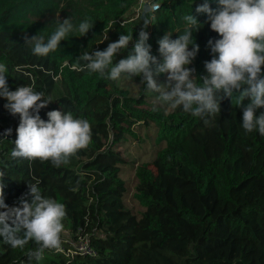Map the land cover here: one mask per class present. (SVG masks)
I'll use <instances>...</instances> for the list:
<instances>
[{"label": "trees", "instance_id": "trees-1", "mask_svg": "<svg viewBox=\"0 0 264 264\" xmlns=\"http://www.w3.org/2000/svg\"><path fill=\"white\" fill-rule=\"evenodd\" d=\"M153 1L157 9L142 18L135 12L137 0H0V63L7 67L9 90L31 85L45 93L44 99L54 100L39 110L41 119L61 110L87 119L92 129L89 146L59 167L12 158L19 115H11L0 97L5 203L20 206L27 183H36L44 197L66 207L59 249H46L40 261L29 260L26 253L38 247L35 242L20 249L0 238V264H264V135L242 128L237 96L223 97L220 113L211 116L173 110L163 101L146 109L140 106L147 94L140 77L105 79L80 59L132 33V43L115 55L116 63L131 51L142 28L149 34L151 53L158 55L157 41L164 34L172 39L182 34L187 26L183 16L191 14L201 25L193 32L199 51L188 67L202 84L204 61L214 55L207 41L220 38L207 14L195 11L204 0ZM208 3L218 7L217 0ZM65 18L73 32L47 56L34 55L25 38L37 35L46 41ZM86 18L93 26L80 36L78 26ZM124 77L140 84L137 95L124 87ZM154 79L167 81V74ZM262 111L258 108L256 115ZM134 121L149 129L154 140L151 160L133 167V197L142 208L138 213L124 201L128 159L122 142L135 136ZM9 128L11 134L4 137ZM81 232L88 233L90 251L75 250L70 243Z\"/></svg>", "mask_w": 264, "mask_h": 264}, {"label": "clouds", "instance_id": "clouds-1", "mask_svg": "<svg viewBox=\"0 0 264 264\" xmlns=\"http://www.w3.org/2000/svg\"><path fill=\"white\" fill-rule=\"evenodd\" d=\"M218 7L212 9L208 0L197 5L196 13L207 14L210 29L219 35L206 47L214 54L204 61L205 75L199 76L197 84L195 69L188 67L199 51L193 32L201 25L191 15L183 16L186 27L175 39L164 34L158 41V55L151 53L147 43L149 34L143 28L125 58L113 63L117 53L126 50L132 43L131 34H121L104 50L89 54L84 52L80 59L91 72H98L105 79L118 80L122 74L140 77L148 90L159 93L158 99L171 109L182 107L186 113L196 117L220 113L223 97L237 96V106L242 107V128L245 132L257 130L264 135V0H217ZM158 7V6H157ZM93 26V21L84 19L78 26L80 36ZM146 27V26H145ZM69 18L63 19L55 32L45 41L43 36L33 35L25 42L33 45L37 56H47L55 51L62 40L73 32ZM107 39V35L104 40ZM191 45V48L189 46ZM7 67L0 63V97L6 99L4 107L13 116L19 115L16 138L11 151L12 158L39 159L50 161L59 167L67 164L70 157L85 149L92 142V129L87 119L75 118L71 112L51 110L48 119H41L39 110L46 107L51 98L44 99V92L34 90L31 85H20L9 90L6 80ZM167 74V82L157 83L154 77ZM247 100V103L244 101ZM12 129L3 133L7 137ZM5 172L0 170V177ZM28 192L19 200L20 206H8L4 201V182L0 180V238L12 248L24 249L29 241L38 246L29 250V260L40 261L46 249L61 247V234L66 207L55 199L44 197L38 184H28ZM30 196L31 199H25Z\"/></svg>", "mask_w": 264, "mask_h": 264}, {"label": "rangeland", "instance_id": "rangeland-1", "mask_svg": "<svg viewBox=\"0 0 264 264\" xmlns=\"http://www.w3.org/2000/svg\"><path fill=\"white\" fill-rule=\"evenodd\" d=\"M57 16L61 18L60 13H57ZM123 79L124 87L129 88L132 95H137L139 93V89H141L140 84L127 77H124ZM166 82L167 81L165 79L157 80V83L159 84H164ZM146 93L147 94L144 95V101L140 105L141 107L149 109L156 105H164V103L158 99L159 93L148 90L147 88ZM169 109L170 108L168 107L167 110ZM138 122L139 121H134V123L130 125V128L135 133V136L129 137V134V138L125 140L126 143L122 142V147H124L123 154L128 159L127 164L123 166V176L127 179L128 184L124 201L126 206L129 207L135 213H138L142 208L140 204L136 201V199L133 197L136 184V177L134 174L133 167L143 161L151 160L153 152L152 148L154 147L153 138L150 136V134L146 133L149 129L145 131L143 129V126L138 127Z\"/></svg>", "mask_w": 264, "mask_h": 264}, {"label": "built area", "instance_id": "built-area-1", "mask_svg": "<svg viewBox=\"0 0 264 264\" xmlns=\"http://www.w3.org/2000/svg\"><path fill=\"white\" fill-rule=\"evenodd\" d=\"M146 1H151L149 3L150 10L154 11L157 9L158 3L154 2L153 0H137V5L135 6V12L136 15H140L143 9V5ZM71 245L75 250L79 251H90L89 243H88V233H78L77 237L75 239L70 240ZM69 252H72V250H69Z\"/></svg>", "mask_w": 264, "mask_h": 264}, {"label": "water", "instance_id": "water-1", "mask_svg": "<svg viewBox=\"0 0 264 264\" xmlns=\"http://www.w3.org/2000/svg\"><path fill=\"white\" fill-rule=\"evenodd\" d=\"M150 2H151V1H146V2L144 3V5H143V9H142V12H141V14H140V16H141L142 18H145L147 12H149V10H150L149 3H150Z\"/></svg>", "mask_w": 264, "mask_h": 264}]
</instances>
